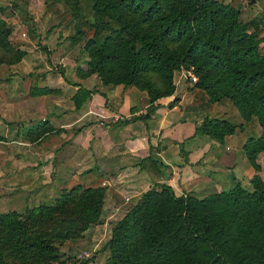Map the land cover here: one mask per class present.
Here are the masks:
<instances>
[{"label":"trees","instance_id":"1","mask_svg":"<svg viewBox=\"0 0 264 264\" xmlns=\"http://www.w3.org/2000/svg\"><path fill=\"white\" fill-rule=\"evenodd\" d=\"M91 2V34L77 29L72 37L74 42L82 41L88 59L86 75L95 74L104 85H131L146 91L151 109L155 100L174 93L176 71L192 69L197 77L194 86L204 90L210 102L226 98L244 120L257 119L261 132L247 138L243 149L254 169H260L264 16L243 22L240 8L221 0ZM9 35V26L0 18V64L16 63L25 54L14 49ZM79 90L72 97L76 107L81 103ZM82 93L90 95L85 89ZM236 129L227 119L205 117L195 133L223 142ZM34 130L39 137L52 126L43 123ZM146 161L153 168L159 163L149 156L141 165ZM154 171L163 175L158 168ZM248 183L198 198L190 193L177 195L170 185L153 182L112 228L105 244L109 258L119 264H264V181L255 174ZM100 200L97 189L78 185L64 190L53 205L28 208L23 215L0 213V264H70V256L55 245L76 235L69 230L65 214L79 215L86 225L97 218Z\"/></svg>","mask_w":264,"mask_h":264},{"label":"crops","instance_id":"2","mask_svg":"<svg viewBox=\"0 0 264 264\" xmlns=\"http://www.w3.org/2000/svg\"><path fill=\"white\" fill-rule=\"evenodd\" d=\"M43 46L48 55L43 48L32 50L21 59L20 65L15 63L13 69L6 71L7 75L14 73L16 85L13 95H21V88L17 86L24 73L35 81L36 88L26 95L31 101L35 100L34 103L40 102L41 106L32 108L30 116L36 118L38 124L52 126L51 131L33 142L23 138L6 142L16 146L12 151L16 162L12 163L15 165L3 166L14 169L16 175L31 179L29 184L21 185L22 190L31 188L38 175L55 174L56 170L63 169L65 173L76 176L81 168L92 167L87 161H92L91 164L105 161L107 168L116 166L124 170L136 165L139 174L148 178L152 176L150 180L145 179L147 186L153 182L165 183L177 195L188 192L202 198L221 191L205 192L215 188L216 176L224 167L219 146H230L233 152L242 151L247 137L238 138L235 131L225 136L223 142H218L208 135L196 134L195 129L205 117L224 118L237 125L231 119L238 111L230 103L228 105L226 101L224 107L211 103L200 88H189L184 82L175 83L174 93L155 100L149 109L146 91L131 85H104L99 79L82 72L86 69L85 61L76 62L62 55L58 62H62L65 69L57 72V68H53L55 64L52 65L56 51H52L47 42ZM70 63L73 64L71 68L68 67ZM4 72L0 69V79L8 77H3ZM65 79L73 86H69ZM46 87V94H38L39 89ZM70 87L75 90L69 95L66 88ZM77 89H80L77 97L81 102L78 107L72 99ZM83 89L90 91V95L84 97ZM175 98L179 100L169 107ZM20 111L23 113L22 109ZM7 114L10 116L8 110L0 107V118L7 123L13 122ZM241 123L238 122L239 125ZM45 135L48 137L42 140ZM209 148H213V152L205 151ZM149 156L159 161L157 168L162 176L156 174L154 169L157 168L151 167L148 161L139 165ZM233 163L237 165L235 160Z\"/></svg>","mask_w":264,"mask_h":264},{"label":"rangeland","instance_id":"3","mask_svg":"<svg viewBox=\"0 0 264 264\" xmlns=\"http://www.w3.org/2000/svg\"><path fill=\"white\" fill-rule=\"evenodd\" d=\"M221 1L239 7L240 10L243 9L240 14V19L243 22L249 21L258 14L264 16V0H254L252 5L248 4V0ZM0 18L6 21L10 28L8 41L15 50L25 53L22 58L31 53L32 50L45 49L43 44L47 42L53 49L52 51H56L54 54L56 58H54L52 65L55 64L53 68H57V72H60V69H65L62 67L63 63L58 62L62 55L69 57V60L75 59L76 62L85 61L86 69L82 72H87L88 59L81 48L82 41L74 42L72 37L77 29L82 30V33L86 36L91 34L90 25L94 18L91 0H0ZM262 27V34L264 35V24ZM260 49L264 51V40L260 44ZM45 50L46 55H48L47 49ZM42 54L44 55V53ZM22 60L16 62V64L20 65ZM72 63L68 64L69 68L73 67ZM14 64H0V69L5 71L2 74L3 77L8 76L5 79H0V107H4L10 112V116L8 114L7 116L13 121L7 123L0 118V137L5 139V141H0V213L16 211L23 215L28 208L42 204L53 205L64 190H69L78 185L83 189H97L101 198L97 218L85 225V220L79 215L75 213L65 214L69 222V230H74L76 235L56 240L55 245L62 253L70 256V261H72L70 264H81L82 262L84 264H119L109 258V251L105 248V244L112 234V228L123 218L128 207L152 186V184L147 186L145 181V179L150 180L152 176L148 178L145 174H139L136 165L132 166L133 168L123 170L116 166L107 168L105 161L97 162V164H91L92 161H87L90 162L89 165L92 167L88 169L81 168L76 176H71L69 173H65L63 169H59L56 170L55 174L38 175L33 179L34 182L31 188L25 187L22 190L21 185L23 184L24 187L30 183L31 179L28 176L16 175L14 169L3 166L4 164L11 165L16 162L12 152L16 149V146L12 142H6L8 139L13 140L15 138H23L27 142H33V140H38L41 137H36L37 133L34 130L41 124L36 122V118L30 116L32 108H39L41 103H34L35 100L31 101L30 96H28L32 89L36 88V84L25 73L17 86L21 88V95H13V88L16 85L14 73L11 72L7 75L6 71L13 69ZM181 70H179V73L178 71L174 73V84L185 82V85L189 88L195 87L194 83L197 80L194 82L185 81L184 77L181 76ZM183 70L194 75L192 69ZM90 75L97 78L95 74ZM65 81L69 86H73L71 82L66 79ZM66 89V91H69V95L75 90L71 87ZM47 92H38V94L42 95ZM202 92L208 99L206 92L204 90ZM226 101L228 105L230 103L235 108L230 100L226 98H222L216 103L224 107L227 105ZM20 109L23 110V113ZM231 120L237 124L238 138L244 136L247 138L256 137L261 132V127L255 117L246 121L238 112ZM239 121L242 122L240 125L238 124ZM245 127L247 130H245ZM47 137L48 135H45L42 140ZM236 141L240 144L238 140ZM219 148V153L223 154L224 167L220 174L216 176L217 184L214 186L215 188H210L205 191L206 193H210L212 190L222 191L237 183L249 186L248 180L255 174H259L264 181L263 154L258 155L257 162L260 169L255 170L246 157L244 149L240 151L239 147L240 152H233L230 146H219ZM181 151L183 153L184 150ZM205 151L213 152V148ZM180 159H183L182 156H180ZM234 160L237 162L236 166L233 163ZM20 165L21 163L18 164V166ZM70 221H74V223H70Z\"/></svg>","mask_w":264,"mask_h":264},{"label":"built area","instance_id":"4","mask_svg":"<svg viewBox=\"0 0 264 264\" xmlns=\"http://www.w3.org/2000/svg\"><path fill=\"white\" fill-rule=\"evenodd\" d=\"M181 74L182 76L184 77V79L187 81V82H194L197 80V77L195 75H193L192 73H190L189 71H186V70H181Z\"/></svg>","mask_w":264,"mask_h":264}]
</instances>
